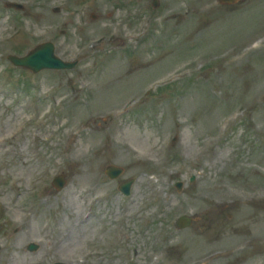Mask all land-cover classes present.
<instances>
[{"label": "rangeland", "instance_id": "obj_1", "mask_svg": "<svg viewBox=\"0 0 264 264\" xmlns=\"http://www.w3.org/2000/svg\"><path fill=\"white\" fill-rule=\"evenodd\" d=\"M149 1L139 0L137 5L141 4L142 12ZM6 2L26 4L25 17L20 15L17 17L24 31L29 34L47 33L35 44L48 39L57 43L56 53L64 61L81 58L79 60L81 67L73 72L41 73L38 76L13 72L14 69L5 58L15 52L14 44L1 42V39L11 32L13 13L0 11V74L10 77L14 83L7 85L6 78L0 75V93L3 95H0V124L5 127L7 137L26 125L13 143L16 151L13 150V154L7 158L8 162L0 159V181L13 180L12 177L15 176L23 177L24 181H33L42 177L45 170L48 172L42 179V186H47L52 174L57 172H64L69 181L63 193L43 194L40 201L41 219L29 223L30 226L27 227L31 236L46 240L47 244L41 253L53 242L50 230L53 233L55 231V234L63 232L69 242L89 240L92 238V231H95L96 237L104 238L107 235L100 230L102 225L99 218L86 224L79 221L82 211L84 213L89 202L85 192L89 179L85 177V168L81 167L80 161L84 160L87 163L88 156L105 134L97 131L106 127L107 134L111 138L114 136L122 144L119 148H110L100 158L99 166L102 168L107 164L122 166L126 170L124 178L135 177L138 180L129 200L118 198L124 207L120 213L126 218L145 211L143 216L154 219L157 228L160 225L170 226L168 231L171 232V243L175 248L170 254L174 264H199L197 263L199 260H204L210 254L216 253L215 256L223 254L221 251L231 248L233 241L238 239L235 243L238 244L247 239L252 222L259 224L256 229L258 238L264 234V228L261 226L264 212L260 209L251 211L246 207H238L235 210L234 207L225 205L221 206L219 211V206L214 205L218 200L228 199L225 185L229 179L230 164L234 155H237L238 162L243 163L246 170L256 169L264 178V54L252 53L248 55V59L244 57L240 64L238 62L231 64L234 62L235 54L225 56L223 51H214L231 42L240 41L243 38L241 34L248 32L253 26L251 24L253 17L250 14L240 16L241 14L253 13L257 19L259 13L264 14V9H261L257 0H246L245 4L233 10L238 11L236 13L226 15L225 13L231 10L222 12L221 21L226 25L233 26L235 18L239 17L232 33H218L215 43L209 46L207 44L214 40V33L218 30V24H213L216 21L215 15L208 17L213 10L218 9L215 0H163V5L154 14H143L136 22L127 21L128 15L118 10L117 0H0V7ZM188 2L194 7L197 15L190 16L185 21L181 12L188 8ZM56 7L62 8L59 14L53 13ZM83 7H86V16L81 18L79 10ZM69 12L74 14L71 16ZM37 16L43 17V20H37ZM92 16L95 20L91 19ZM148 16L152 19L150 28L137 54L124 58L123 50L118 47V44L124 46L123 41L110 43L107 39L111 35L125 39L130 33L141 32V26L138 25L140 21L147 20ZM63 22L67 23L60 27ZM260 22L259 28L264 27V21ZM56 25H59L57 31L52 32ZM198 33L200 36L197 38ZM185 36L193 45H198L195 53L176 66L172 64L177 59L159 65L156 72L172 65L160 73H143L147 71L149 64L145 66L143 72H139L138 64H142L143 61L166 52L174 55L177 49L186 45ZM102 37L105 45L96 46L92 50L96 41L102 42ZM204 41L206 43L202 45ZM26 42V38L18 37L15 40V43H19V53H25L35 45L28 47ZM125 42L127 44L126 39ZM183 69L191 71V78L179 85L169 98L164 96L166 100L162 102L156 100L152 103V113H147L145 105L141 111L119 117L114 124H110L107 116H110L112 111L107 110L114 108V111L117 110L123 101L109 100L101 103L96 99L90 104V96L101 90L103 83L112 77L114 71L119 74V79L133 71L135 75L144 74L143 78L135 83L128 82L120 87L119 94L124 96L132 85L142 90V87L146 88L152 80L164 78ZM78 71H83V76L87 75L86 89H80L79 81L70 84L71 75L74 79ZM90 71L94 72L89 73ZM23 81L35 85V90L21 89ZM65 83L69 85L66 86ZM53 88L56 94L46 98L48 90ZM74 90L81 91V95H73ZM151 98L152 96L148 98L141 94L142 101ZM102 99L106 100L107 95ZM28 100L29 104L26 103ZM58 101L61 103L58 104ZM239 104L246 107V117L242 119L239 127L229 132L223 142L215 144L217 124ZM158 112L162 115L154 120L153 114ZM99 116H103L104 119ZM148 118L153 120L149 122ZM248 123L252 129L247 128ZM175 125L179 127L180 142L164 149L165 140L170 133L176 131ZM120 126L121 129H118ZM114 129L118 130V137ZM253 130L259 134L253 133ZM32 132L37 133V140L32 138ZM72 133L75 134V144L68 151V136ZM96 133H99L100 138L94 136L92 143H85ZM246 136L256 142L253 149L243 142ZM233 137L237 141L235 145L231 141ZM123 144L138 152L137 159L140 161L136 165L130 162L135 153L125 149ZM209 146H212V149L208 152ZM79 147L84 155L76 158L78 164L69 166L68 152L73 154ZM112 150L118 153L117 157ZM161 151L165 157L160 165L157 160L161 158ZM23 158H26V164L23 163ZM148 160H153L157 165L148 164ZM196 171L200 173L199 178L193 186H188L185 177ZM153 173L155 175L153 178L146 176ZM177 179L183 180L186 184L181 194L173 190V183ZM104 182L108 181L101 175L100 183ZM114 184L110 183V187L103 188L99 193L110 192L111 188L116 187ZM45 195L49 196L48 208L43 206L46 201ZM28 202V197L22 196L16 200L15 194L10 193L5 206L10 207L15 218L21 219L22 209L26 208ZM110 209L111 212H115V208ZM184 213L195 215L197 221L192 229L177 233L173 230L172 223L177 216ZM230 216L234 217L233 225L238 226L236 238L230 233H225L229 229L225 220ZM7 225L9 232L17 227L11 222H7ZM42 228L45 232L40 236ZM24 230L20 227L18 235V242L23 245L30 240L29 233ZM160 230L163 234L165 229L162 227ZM76 235L78 236L71 240ZM139 240L148 242L149 236L141 234ZM61 252L66 255L69 252V244L64 245ZM30 260L32 258L27 259ZM48 261H51V256L48 257ZM263 262L264 255L250 258V254L242 250L237 254L221 256L211 264ZM201 264L207 263L202 261Z\"/></svg>", "mask_w": 264, "mask_h": 264}, {"label": "bare ground", "instance_id": "obj_2", "mask_svg": "<svg viewBox=\"0 0 264 264\" xmlns=\"http://www.w3.org/2000/svg\"><path fill=\"white\" fill-rule=\"evenodd\" d=\"M116 154H118V153L116 152Z\"/></svg>", "mask_w": 264, "mask_h": 264}]
</instances>
